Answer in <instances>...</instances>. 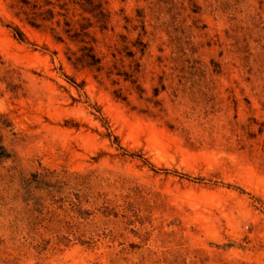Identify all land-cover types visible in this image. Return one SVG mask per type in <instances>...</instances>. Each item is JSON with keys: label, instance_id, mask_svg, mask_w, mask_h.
Instances as JSON below:
<instances>
[{"label": "rangeland", "instance_id": "1", "mask_svg": "<svg viewBox=\"0 0 264 264\" xmlns=\"http://www.w3.org/2000/svg\"><path fill=\"white\" fill-rule=\"evenodd\" d=\"M0 147V264H264V0H0Z\"/></svg>", "mask_w": 264, "mask_h": 264}, {"label": "trees", "instance_id": "2", "mask_svg": "<svg viewBox=\"0 0 264 264\" xmlns=\"http://www.w3.org/2000/svg\"><path fill=\"white\" fill-rule=\"evenodd\" d=\"M17 32H18V37H19V39L21 40V41H24L26 38H25V36H24V34L22 33V32H20V30L19 29H17ZM0 151H1V155H2V157H5V155L6 154H4V149H3V147H0Z\"/></svg>", "mask_w": 264, "mask_h": 264}]
</instances>
